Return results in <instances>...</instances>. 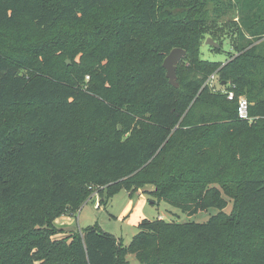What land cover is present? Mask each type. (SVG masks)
<instances>
[{
	"label": "trees",
	"instance_id": "16d2710c",
	"mask_svg": "<svg viewBox=\"0 0 264 264\" xmlns=\"http://www.w3.org/2000/svg\"><path fill=\"white\" fill-rule=\"evenodd\" d=\"M228 1L0 0V264H264V0ZM209 37L232 38L225 65L200 57ZM216 70L234 99L206 86ZM94 186L220 211L144 219L128 245L96 226L56 237Z\"/></svg>",
	"mask_w": 264,
	"mask_h": 264
},
{
	"label": "rangeland",
	"instance_id": "374dc122",
	"mask_svg": "<svg viewBox=\"0 0 264 264\" xmlns=\"http://www.w3.org/2000/svg\"><path fill=\"white\" fill-rule=\"evenodd\" d=\"M226 2L229 1L226 0ZM231 2L234 3L235 0H231ZM237 10L238 9L235 8H228V12L223 18L225 20H231L236 17L235 20H239ZM38 39L39 35L36 33L29 36L27 46L30 47L32 45L33 47L37 45ZM206 40L203 41L200 47V57L202 59L219 62L222 66L231 60V53L235 52L232 38H226L222 41L223 45L221 51H215L212 46L206 43ZM263 41V39L257 40L255 41V44L262 43ZM217 42L220 44L219 41ZM61 58L62 56L55 59L58 66L62 60ZM64 59L70 60L72 63V60L69 57ZM229 83L230 82L222 80L219 71L216 70L206 81V86L214 92L222 91L223 93L228 94L230 91L227 89ZM241 96L247 97L246 95ZM103 188H105V186L98 188L94 186L90 196L86 198L75 214H64L55 220V227L62 231L57 234L56 237L62 238L75 232L83 234L85 228L96 226L97 229L102 232L114 234L120 239V242L128 245L134 235L138 232V226L144 219L153 220L162 218L167 221L206 222L212 215L220 211L216 207H211L191 215L184 212L182 209L171 205L165 200L158 201L157 198L149 192V190L153 188L152 186L136 190L132 195L127 190L123 189L114 195L108 202L102 203L100 190ZM154 200H156V203H152ZM233 202V199H228V205L224 209L226 212H231L234 204ZM127 259L130 264H143L136 258L135 254L127 255Z\"/></svg>",
	"mask_w": 264,
	"mask_h": 264
},
{
	"label": "water",
	"instance_id": "95a60500",
	"mask_svg": "<svg viewBox=\"0 0 264 264\" xmlns=\"http://www.w3.org/2000/svg\"><path fill=\"white\" fill-rule=\"evenodd\" d=\"M206 43L212 47H220V44L212 37L207 38ZM185 56L186 50L181 47H176L167 55L164 60V67L167 70V77L169 78L170 82L175 86L179 85L177 81V65L180 60H182ZM67 63L70 64L71 61L67 60Z\"/></svg>",
	"mask_w": 264,
	"mask_h": 264
},
{
	"label": "built area",
	"instance_id": "2783aa9c",
	"mask_svg": "<svg viewBox=\"0 0 264 264\" xmlns=\"http://www.w3.org/2000/svg\"><path fill=\"white\" fill-rule=\"evenodd\" d=\"M235 94L233 90H230L228 92V98L229 99H234ZM238 114L240 118L243 119H248L249 118V102L247 97L245 96H240L238 98Z\"/></svg>",
	"mask_w": 264,
	"mask_h": 264
}]
</instances>
